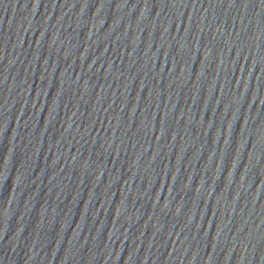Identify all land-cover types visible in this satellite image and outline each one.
<instances>
[{
    "label": "water",
    "instance_id": "water-1",
    "mask_svg": "<svg viewBox=\"0 0 264 264\" xmlns=\"http://www.w3.org/2000/svg\"><path fill=\"white\" fill-rule=\"evenodd\" d=\"M0 264H264V0H0Z\"/></svg>",
    "mask_w": 264,
    "mask_h": 264
}]
</instances>
